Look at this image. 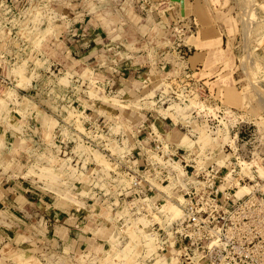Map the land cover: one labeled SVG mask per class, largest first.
Here are the masks:
<instances>
[{
	"label": "rangeland",
	"instance_id": "1",
	"mask_svg": "<svg viewBox=\"0 0 264 264\" xmlns=\"http://www.w3.org/2000/svg\"><path fill=\"white\" fill-rule=\"evenodd\" d=\"M181 2L0 0V264H177V248L171 249L172 240L163 230L169 233L171 223L182 218L183 199L176 200L173 190L183 183L176 179L169 184L164 177L157 181L146 170L145 195L137 190L139 197L131 199V204L120 194L125 180L131 188L124 161L129 151L136 154L139 148L147 169L153 157V163L160 161L163 166L168 160L165 156L163 162L150 152L152 144L138 142L147 137L152 125L166 141L168 131L176 134V162L181 161L176 169L181 171L184 162L192 166L216 163L224 167L221 175L237 197L264 200V82L260 78L264 57L258 51L264 44V3L229 0L230 14L241 28L238 56L248 103L233 111L215 101L183 68L192 54L184 45L194 36L186 26L197 28L198 24L189 21V1ZM176 5L182 20L165 29ZM100 15L124 24L127 19L144 24L145 36L139 41L147 45L151 58L172 54L171 59L180 65L170 76L135 79L120 94L95 82L91 70L76 76L51 63V56L45 57L44 53L59 52L49 43L61 27L72 25L78 17L87 22ZM134 41L129 40V48L119 46L121 53L113 58V65L119 67L118 59L133 51ZM254 41L258 49L252 46ZM142 123L145 127L139 132ZM238 129L246 137L243 140L236 137ZM55 201L109 221L111 211L115 215L126 210V214L111 221L115 229L108 240H100L92 251L84 247L76 251L72 244L60 242L48 223L57 219ZM165 246L167 251H162ZM169 250H173L172 258L166 261Z\"/></svg>",
	"mask_w": 264,
	"mask_h": 264
},
{
	"label": "crops",
	"instance_id": "2",
	"mask_svg": "<svg viewBox=\"0 0 264 264\" xmlns=\"http://www.w3.org/2000/svg\"><path fill=\"white\" fill-rule=\"evenodd\" d=\"M146 1L165 3L166 5L167 2L173 0ZM187 1L192 6L189 21L198 25L196 24V34L187 39L186 43L192 49V54L184 61L185 66L183 68L202 83L205 91L207 90L215 101L220 102L223 107L240 111L248 104L241 88L243 78L240 55L238 56L241 52L239 40L241 28L230 14L229 0ZM258 1L264 3V0ZM176 6V10L172 9L174 11L166 18L169 23L165 24V29L169 28L167 26L171 22L182 20L181 8L179 5ZM83 19L78 17L72 21V25L68 24L64 28L61 27V33L52 43H49L59 47L58 53L53 51L49 55L44 53L45 51H41V54L43 52L47 59L51 56L50 60L53 58L51 63H57L62 71L66 70L79 76L80 73L91 70V75L96 79L95 82H103L102 84L106 89L111 88L112 91L121 94L122 90L125 91L126 88H129L135 79L147 78L151 80V78H156L159 75L161 78L166 74L170 76L175 68L180 65L174 61L172 54L170 56H173V59L169 55L158 56L159 59L156 56L151 58L147 45L139 41L145 36L143 33L144 24H135L128 19V23L124 24L117 22L116 19L114 21L106 20L102 15L92 17L87 22ZM122 24L124 25L122 26ZM130 39H135L133 51L129 50L121 55L118 59L119 67L113 65V60L117 59L116 56L121 53L117 49L119 46L129 48L131 46ZM252 43L255 44L252 46L258 49L259 43L257 44L256 41ZM258 51L264 57V44ZM262 62L264 67V58ZM155 73L157 75H154ZM260 78L264 82V71L260 74ZM165 136L167 139L169 138L168 142H174L172 144L177 145V140H174L177 138L176 134L168 131ZM140 154L141 151L138 148L137 155L140 157ZM119 188H123V190L120 189V194L124 196V201H129L132 204L131 199H135V196L126 184V180ZM56 203L55 201L53 209L58 210L56 212L57 219L53 221L49 219L48 223L52 226L54 233L57 234L58 240L62 241L63 244H72L76 251L82 247L84 250L90 249L89 251H92L100 240H108L109 235L115 229V225L111 221L121 220L125 218L126 214V210L115 215L111 211L109 213L111 221H109L102 219L101 215L98 216L96 213L79 209L76 205L66 206L64 202ZM48 207L51 206L48 204ZM172 251L169 250L166 254V261L171 260ZM163 254L160 256H164Z\"/></svg>",
	"mask_w": 264,
	"mask_h": 264
},
{
	"label": "built area",
	"instance_id": "3",
	"mask_svg": "<svg viewBox=\"0 0 264 264\" xmlns=\"http://www.w3.org/2000/svg\"><path fill=\"white\" fill-rule=\"evenodd\" d=\"M186 27L190 36L196 34L193 24ZM184 47L191 50L188 45ZM144 127L142 123L138 131L141 132ZM242 134L238 129L236 137L243 140L246 137H241ZM138 142L142 146L152 144L149 151L163 162V158L168 156V162L163 163L165 167L159 164L160 161L150 162L147 169L142 163L144 157L129 151L124 161L130 191L134 196L139 197L137 190L145 195L146 170L153 172L157 181H162L164 177L169 184L176 179L183 183V186L179 184L173 190V194H178L176 200L183 199L182 218L171 223L170 235L163 230V234L172 240L168 244L171 249L177 248V264H264L263 199L250 195L237 197L236 192L232 193L230 184L226 183V177L221 175L224 167L216 163L192 166L184 162L181 171L176 169L177 162H181H176L178 146L163 137L161 139L153 125L147 137L138 139ZM171 163L174 165H169ZM139 164H142V169ZM224 185H228L226 189H223ZM167 248L160 249L167 251Z\"/></svg>",
	"mask_w": 264,
	"mask_h": 264
},
{
	"label": "bare ground",
	"instance_id": "4",
	"mask_svg": "<svg viewBox=\"0 0 264 264\" xmlns=\"http://www.w3.org/2000/svg\"><path fill=\"white\" fill-rule=\"evenodd\" d=\"M247 1H249V0H247ZM255 2H256V1H255ZM255 2H253V0H252V2H251L252 5H254ZM240 5H241V4H240ZM250 5H251V4H250ZM256 5H257V4H256ZM162 6H163V5H162ZM163 7H164V6H163ZM247 7H249V6L247 5ZM250 7H251V6H250ZM259 7H261V6H259ZM253 8H254V7H253ZM262 8H264L263 5H262ZM251 9H252V8H251ZM255 9H256V8H255ZM255 9H253V10H255ZM257 9H259V8H257ZM253 10H252V11H253ZM252 11H251V12H252ZM256 11H257V10H256ZM246 14H247V13H246ZM251 14H252V13H251ZM249 16H250V14H249ZM252 16H253V15H252ZM247 17H248V15H247ZM250 17H251V16H250ZM250 17H249V19H250ZM245 19H247V21H248V18H245ZM251 20H252V19H251ZM244 21H245V20H244ZM248 22H249V23H248ZM248 22H247V24H250L251 21H248ZM243 24H245V23H243ZM247 24H245V25H246V26H245L246 28H248V27H247ZM251 24H252V23H251ZM249 27H250V26H249ZM248 29H249V28H248ZM246 32H247V31H246ZM244 33H245V30H244ZM248 33H249V32H248ZM248 33H247V34H248ZM245 35H246V34H245ZM245 57H246V56H245ZM245 60H247V59H245ZM245 60H244V61H245ZM249 60H250V59H249ZM245 62H246V61H245ZM249 63H250V62H249ZM249 63H248V66L250 65ZM243 66H244V65H243ZM248 66H246V67H248ZM243 68H244V67H243ZM248 69H249V67H248ZM248 69H247V70H248ZM24 73H25V72H24ZM18 76H19V75H18ZM190 90H191V89H190ZM224 108H226V107H224ZM227 108H229V107H227ZM229 110H233V109H229ZM233 111H234V110H233ZM232 142H233V141H232ZM232 142H231V143H232ZM222 158H223V157H222ZM152 159H153L152 162H153L154 160H156L154 157H153ZM241 163H242V162H241ZM159 164H160V163H159ZM244 164H245V163H244ZM246 164H248V163H246ZM241 165H242V164H241ZM219 166H220V165H219ZM243 167H244V166H243ZM249 168H250V167H249ZM250 169H251V168H250ZM261 169H262V168H261ZM241 170H242V169H241ZM45 171H46V170H45ZM262 171H263V170H262ZM262 171H261V172H262ZM243 172H244V171H243ZM259 173H260V171H259ZM263 173H264V172H263ZM261 175H264V174H261ZM247 176H248V175H247ZM240 178H241V177H240ZM223 187H224V186H223ZM248 188H249V187H248ZM248 188H247V190H249ZM223 189H224V188H223ZM244 189H245V188H244ZM244 189H242V191H240L241 194H243V190H244ZM251 189H252V188H251ZM245 191H246V190H244V192H245ZM246 193H247V192H246ZM248 194H249V193H248ZM240 196H242V195H240ZM179 204H180V203H179ZM172 205H173V204H172ZM169 208H170V207H169ZM174 208H175V207H174ZM178 208H180V207H178ZM147 209H148V208H147ZM163 209H167V208H163ZM170 209H172V208H170ZM176 209H177V208H176ZM176 209H172V210H175V211H176ZM180 209H181V208H180ZM172 210H171V212H174V211H172ZM176 212H177L176 215H179V214H180V213H178V209H177ZM179 212H180V211H179ZM141 213H142V212H141ZM181 214H182V213H181ZM175 217L177 218V216L174 215V216H173V219H174ZM171 221H172V219H171ZM161 222H162V221H161ZM154 235H155V234H154ZM171 258H172V257H171ZM173 263H175V261H173Z\"/></svg>",
	"mask_w": 264,
	"mask_h": 264
},
{
	"label": "water",
	"instance_id": "5",
	"mask_svg": "<svg viewBox=\"0 0 264 264\" xmlns=\"http://www.w3.org/2000/svg\"><path fill=\"white\" fill-rule=\"evenodd\" d=\"M182 0H178V2H181ZM181 3H183V2H181ZM182 14H183V12H182Z\"/></svg>",
	"mask_w": 264,
	"mask_h": 264
}]
</instances>
